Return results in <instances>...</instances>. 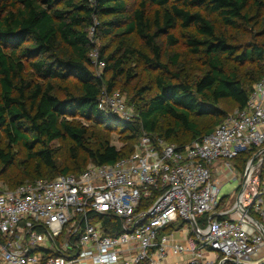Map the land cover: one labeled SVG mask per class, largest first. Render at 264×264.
Listing matches in <instances>:
<instances>
[{"label":"trees","instance_id":"16d2710c","mask_svg":"<svg viewBox=\"0 0 264 264\" xmlns=\"http://www.w3.org/2000/svg\"><path fill=\"white\" fill-rule=\"evenodd\" d=\"M131 2L137 4L133 11ZM251 4L264 8V0H0V178L7 179L10 190L25 184L11 177L13 147L19 145L32 164L23 171L35 179L31 182L77 176L88 162L110 165L134 152L108 142L90 148L89 129L69 118L117 128L136 145L144 134L183 147L212 133L230 114L222 102L233 103L232 112L243 109L264 78V44L239 47L209 16L217 15L224 28L236 31L251 21L264 26V19L248 15ZM177 28L193 30L183 34L185 43L205 58V73L193 84L163 62L161 40L177 45L180 39L172 33ZM98 40L115 46L109 54L107 46L101 49L106 68L100 77L89 58ZM141 51L149 54L144 58L156 75L154 87L136 90L135 124L101 111L98 103L104 91L115 92L123 76L134 78L125 68ZM169 56L178 66L179 55ZM65 138L72 142L71 166L59 169L52 144ZM245 160V155L238 158Z\"/></svg>","mask_w":264,"mask_h":264},{"label":"built area","instance_id":"2783aa9c","mask_svg":"<svg viewBox=\"0 0 264 264\" xmlns=\"http://www.w3.org/2000/svg\"><path fill=\"white\" fill-rule=\"evenodd\" d=\"M94 50L91 64L103 72ZM98 107L134 118L119 92L104 91ZM243 155L241 171L230 161ZM235 181L238 195L220 199ZM263 223L264 78L243 109L183 147L144 134L114 164L0 185V264H262Z\"/></svg>","mask_w":264,"mask_h":264},{"label":"rangeland","instance_id":"374dc122","mask_svg":"<svg viewBox=\"0 0 264 264\" xmlns=\"http://www.w3.org/2000/svg\"><path fill=\"white\" fill-rule=\"evenodd\" d=\"M130 10L133 11L137 4L134 2L129 3ZM247 13L250 17H256L257 21H261L264 19V8L257 9L254 7L253 4L247 10ZM209 19H211L214 24L223 32H226L227 35L231 38L232 42L236 45L246 46L250 43H258L264 44V26L263 25H255L254 21H251L249 24L241 23L239 25V29L232 30L226 29L220 22V19L217 15H210ZM193 30H184L181 28H177L173 30L172 33L176 35L180 42L175 46H168L166 38H162V46L163 51L165 53V57L163 58V62L168 64L173 71L179 73L183 79H186L188 83L193 84L198 79L202 77L205 73V66H204V55L201 54H194L190 50L189 46L186 45L183 34L192 32ZM135 44L140 47L142 42L139 40H134ZM109 45V46H108ZM113 45V48L111 46ZM106 47V53H112L114 51V44L106 42L105 40H98L95 43V52L100 55L101 49ZM105 49V48H104ZM136 52L138 51L137 48H134ZM170 54H177L179 55V65L175 66L171 64L170 61ZM120 55V54H119ZM149 55L146 51H141L140 53H136L135 56H130V63L126 66V70L130 69L131 72L134 74V78L128 80L127 76H123L121 79L117 81V86L115 88V92H119L121 97L124 99L126 105L130 110H132L134 118L131 120V123H138L139 117V110L137 108L136 103L139 101V96L136 93L137 89L144 88V87H154V77L156 72L150 69L149 65L146 63L144 56ZM94 70L99 74H104L105 70L101 72L97 64L93 65ZM111 74H107V77H110ZM149 97V94L146 95ZM136 105V106H135ZM235 105L229 101H223L221 108L224 112L231 113ZM73 123L76 125L86 126L89 129L88 134V144L90 148L96 149L102 146L104 143L108 142L111 146L116 147L118 150H124L127 147L135 148V142H131L126 140V135L119 133L117 128H102L99 125H94L92 122L79 118H69ZM204 124H210V120H204ZM72 146V142L70 139L65 138L62 140H58L52 144V148L55 151V161L59 169H63L64 167L71 166V154L70 149ZM135 150V149H134ZM129 151V150H126ZM13 154L15 156V165L14 168L11 170V177L12 180L16 181L17 179L22 183H31L35 179H32L28 176L23 175L24 170H31L32 164L29 162L27 158L26 150L23 146L19 145L17 147H13ZM247 159L248 156L245 155ZM83 160L81 159V162ZM232 166L235 165L241 171L243 170V161H230ZM224 161L218 162L216 165L223 164ZM92 163L88 162L87 165L84 167L87 169L91 166ZM1 169V167H0ZM10 175V174H9ZM8 177V175H6ZM7 179L0 178V185L8 187L6 184ZM48 181V180H46ZM238 187L239 182L235 181L232 183L226 184L220 191L219 198H223L225 202L231 200L233 194L238 195ZM183 231L187 230V227L182 229ZM178 231H176L177 233ZM177 238L180 237V233L176 234ZM209 251H206L208 253ZM264 264V261L262 262Z\"/></svg>","mask_w":264,"mask_h":264},{"label":"crops","instance_id":"0c3cea01","mask_svg":"<svg viewBox=\"0 0 264 264\" xmlns=\"http://www.w3.org/2000/svg\"><path fill=\"white\" fill-rule=\"evenodd\" d=\"M186 262H187L186 257H184V258L170 257V258L166 261V264H186Z\"/></svg>","mask_w":264,"mask_h":264}]
</instances>
